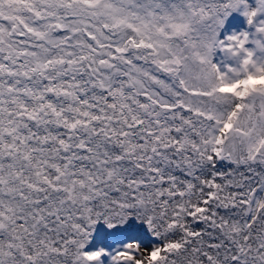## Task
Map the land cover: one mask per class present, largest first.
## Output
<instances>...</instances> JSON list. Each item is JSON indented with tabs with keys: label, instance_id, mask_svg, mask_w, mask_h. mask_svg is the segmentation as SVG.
I'll return each mask as SVG.
<instances>
[{
	"label": "snow or ice",
	"instance_id": "1",
	"mask_svg": "<svg viewBox=\"0 0 264 264\" xmlns=\"http://www.w3.org/2000/svg\"><path fill=\"white\" fill-rule=\"evenodd\" d=\"M0 264H264V0H0Z\"/></svg>",
	"mask_w": 264,
	"mask_h": 264
},
{
	"label": "rangeland",
	"instance_id": "2",
	"mask_svg": "<svg viewBox=\"0 0 264 264\" xmlns=\"http://www.w3.org/2000/svg\"><path fill=\"white\" fill-rule=\"evenodd\" d=\"M246 28L247 25L245 19L239 14H234L227 22V25L222 32L221 38H224L225 36L230 35L233 32L239 33Z\"/></svg>",
	"mask_w": 264,
	"mask_h": 264
},
{
	"label": "clouds",
	"instance_id": "3",
	"mask_svg": "<svg viewBox=\"0 0 264 264\" xmlns=\"http://www.w3.org/2000/svg\"><path fill=\"white\" fill-rule=\"evenodd\" d=\"M253 83H256V82H253Z\"/></svg>",
	"mask_w": 264,
	"mask_h": 264
}]
</instances>
